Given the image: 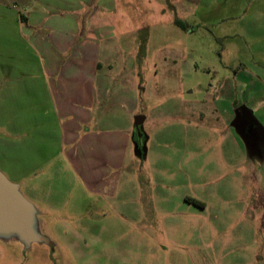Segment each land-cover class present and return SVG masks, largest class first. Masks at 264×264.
Instances as JSON below:
<instances>
[{"label":"rangeland","instance_id":"1","mask_svg":"<svg viewBox=\"0 0 264 264\" xmlns=\"http://www.w3.org/2000/svg\"><path fill=\"white\" fill-rule=\"evenodd\" d=\"M5 6L42 14L48 25L38 27V37L59 36L63 43L68 36L71 43L52 50L46 45L47 60L80 58L91 64L95 57L99 76L118 77L110 91L131 94L138 102L135 117L147 119L133 135L123 170L96 164L101 171L86 169L85 180L63 155L36 170L22 154L16 162L0 163L2 173L20 184L37 209L41 233L54 243L53 249L37 243L25 248L15 238H0V264H264V226L256 228L254 252L244 244L243 252L221 255L218 249L228 238L233 243L230 236L238 228L215 221L219 226L202 230L190 224V211L180 204L185 195L194 200L205 197L206 190H224L239 174L222 159L223 153L238 155L228 126L250 155L264 156L259 124L257 129L232 118L228 124L213 111L219 106L213 98L229 85L238 89V78L254 74L264 80V0H0V21ZM3 25L7 30L0 39L7 47L0 50V94H6L7 109L16 110L28 134L35 93L45 92L41 60L23 41L18 45V24ZM69 29L74 30L66 35ZM48 103L43 100V109ZM50 112L44 124L57 130L60 122ZM76 128L68 121V131ZM72 144L65 151L76 147ZM12 166L20 167V178L9 171ZM93 176L106 183L96 185L99 195L84 190L83 182L93 183ZM158 190H176L161 196L183 221L164 223L154 208Z\"/></svg>","mask_w":264,"mask_h":264},{"label":"crops","instance_id":"2","mask_svg":"<svg viewBox=\"0 0 264 264\" xmlns=\"http://www.w3.org/2000/svg\"><path fill=\"white\" fill-rule=\"evenodd\" d=\"M2 13L0 38L5 35L7 30L3 24H18L16 41L20 42L18 45H22L23 41L39 56L44 74L42 84L45 92L35 93L38 101L33 103L30 110L34 114L31 119H28V134L24 133L26 131L25 122L21 124L16 110L7 109L9 101L5 100L6 94H0L1 165L3 166L10 158L16 162L18 154H22L29 157L25 163L31 164V170H36V168H42L49 162L54 161L55 158L60 159L59 156L63 155L67 163L71 164L73 170L72 164H77V169L85 180L87 178L86 169L93 170L92 174L101 171V167L96 166V164L101 166L103 164L107 168L111 167L110 170H123V161L125 165L129 158L128 155L131 153L133 135L136 133L133 118H137L135 116L138 115L137 100L127 92L110 91L112 82H116L118 77L99 76V63L95 57H93L94 61L91 64L80 58L64 61L63 63L47 60L44 52L50 50L46 49V45H51L50 49L52 50L53 45L61 48L64 45L69 47L71 43H69L68 36L64 38L63 43H61V40L59 42V36L53 40H50L49 37L39 38L38 27L45 28L48 25V23L43 22L45 17L42 14H21L11 6H5ZM6 13L8 16H5ZM21 16L25 21L21 19ZM72 30L74 29H69L66 35L72 34ZM50 31L53 32L52 29ZM52 32L51 34H53ZM11 42L12 40L10 44ZM3 44L7 47L6 39H4V42L0 39L1 51L5 50ZM12 45L14 46L15 43ZM78 56H85V53H80ZM57 66L61 69H56ZM237 88L235 89L232 85H229L218 93L216 99L213 98V100L219 102V106L213 110L217 119L229 124L231 118L235 119L236 110L244 106L251 111L253 118L264 132V80L254 74H251L248 78L243 75L241 79L238 78ZM236 90L238 96H236ZM44 99L49 100L45 109L42 107ZM238 99L239 103H237ZM48 106H52L51 112L54 113L56 120L60 122L57 130L50 129L44 124L50 112ZM146 119V117H142L141 123L145 122ZM68 121L77 124L74 132L66 129ZM228 133L233 135L232 142L234 147L238 149L236 157H233V154L229 152L228 154L223 153L222 158L223 161L228 163L229 169L231 167L237 168L239 172L229 180L231 186L227 185L224 190H206L207 195L205 197L193 198L201 205L188 201L186 198H192L190 196L185 195L180 198L183 201L180 204L186 208V213H188V210L190 211L188 216L191 225L200 226L202 230L203 227L212 230V228L219 226L215 224V221H220L222 222L220 226L238 228L237 234L230 236V238H233V243L228 238L227 243L223 242L221 248L218 249L221 255L243 252L242 246L246 244H251L248 250L254 252L257 241L256 233L258 234L260 231L256 228L264 226V156L250 155L244 143L234 133L231 125L228 126ZM249 142L253 143L255 147L261 144V141L257 140H248L247 143L249 144ZM72 143H76V147L65 151V147L75 145ZM54 150H56L55 153ZM231 162L236 164H231ZM91 164L94 165V168ZM33 167L36 168L33 169ZM41 170L46 172L44 169ZM9 171L13 174V177H21L17 173L20 171V167L14 169L12 166ZM120 173L123 174L122 171ZM92 180L94 185L89 181L87 183L83 182L86 186H89L84 185V190L87 192L94 190L91 193L99 195L95 191V187L96 185L102 188L106 187L105 180L101 183L97 176H93ZM129 182V187L136 190L134 189V181ZM18 185L20 186V184ZM158 191L157 207L154 206V208H157L156 211H158L157 213L164 223L170 220H174V222L183 221L182 213L170 211L167 207V200L161 196L165 191L168 194H175L176 190ZM172 207L174 208L175 205ZM201 213L204 214L202 218ZM121 218L123 219V217ZM194 231L195 228H190L191 235ZM245 231L249 234L246 238L244 237ZM76 233L79 237L84 236L82 231L77 230ZM209 264L213 263L210 262Z\"/></svg>","mask_w":264,"mask_h":264},{"label":"water","instance_id":"3","mask_svg":"<svg viewBox=\"0 0 264 264\" xmlns=\"http://www.w3.org/2000/svg\"><path fill=\"white\" fill-rule=\"evenodd\" d=\"M142 117L135 118L134 127L136 132L141 124ZM242 125L251 124L257 129L258 123L253 118L251 111L244 106L239 107L235 112V120ZM260 130H262L260 128ZM263 135L262 131H259ZM245 143L247 141L244 140ZM37 209L22 194L20 186L10 181L0 171V238H15L25 247L32 244H44L53 249L54 243L43 235L41 223L37 219Z\"/></svg>","mask_w":264,"mask_h":264},{"label":"trees","instance_id":"4","mask_svg":"<svg viewBox=\"0 0 264 264\" xmlns=\"http://www.w3.org/2000/svg\"><path fill=\"white\" fill-rule=\"evenodd\" d=\"M21 19L23 20V21H25L24 20V18L21 16ZM174 24L177 26V27H179L181 30H186V27H185V25L182 23V21L181 20H179V19H175L174 20ZM188 201H190V202H193V203H195V204H198V205H201V204H199L198 202H196V201H194V200H189V199H187Z\"/></svg>","mask_w":264,"mask_h":264}]
</instances>
